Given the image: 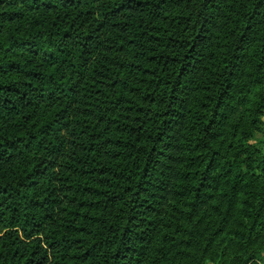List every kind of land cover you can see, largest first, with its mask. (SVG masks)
I'll return each mask as SVG.
<instances>
[{"label": "trees", "instance_id": "obj_1", "mask_svg": "<svg viewBox=\"0 0 264 264\" xmlns=\"http://www.w3.org/2000/svg\"><path fill=\"white\" fill-rule=\"evenodd\" d=\"M263 114L264 0H0V264H264Z\"/></svg>", "mask_w": 264, "mask_h": 264}, {"label": "rangeland", "instance_id": "obj_2", "mask_svg": "<svg viewBox=\"0 0 264 264\" xmlns=\"http://www.w3.org/2000/svg\"><path fill=\"white\" fill-rule=\"evenodd\" d=\"M256 128V132L254 130V137L251 138V143L256 142L257 140H260L262 138V131L264 130V114L263 117L260 121V123H258V129ZM259 151L261 153L264 152V146H259ZM96 160H101V161H105V162H109L110 160V155L107 154H103L100 155L99 158L97 157ZM262 177L264 179V173H261ZM219 180V178H218ZM95 184V182L93 181H89L88 185H92ZM214 184V197L213 200H208L210 201V203L205 204L202 207V211L200 213V225L201 227L206 226L207 228L210 227H214L216 225V222L218 220L217 218V212H216V205H222L223 208L228 206V202H227V198L224 197V193H231V191H228L227 188L220 183L219 181H216ZM238 193L235 195V203L233 204V208L231 210L234 211V215H235V210H237V206H238ZM173 197V199L171 200H167L166 201V205L168 206H172L174 209L173 213L175 216V219H181V221L183 222L184 225H186L188 228L193 226V222L188 221L187 219H185V217H183V215L180 213L182 210H187V208L185 207V202H186V198L181 199V201L177 202V197H176V193L175 191L172 192L171 194L168 195V199ZM177 210V211H175ZM91 213H94L95 215L97 214V212L95 211H91ZM234 217V216H233ZM231 217L230 219V225L234 226L235 224V219ZM169 232L171 233V235L175 238L176 241H170L169 239L166 240L164 242L165 247L167 249H169V252L171 253L170 256L174 257L176 262H181L184 263L185 260H189L190 264H197L199 261L203 262L204 264H212L213 261L216 259V251L218 250V245L221 244H225L227 247L231 246L230 240L235 239L237 241L234 242L237 243L239 241L240 237H236L233 236L231 234V230L229 232V230L227 229V227L224 229L223 232H221L214 240H213V245H211V247L208 249V251L206 253H202L200 251H195L194 248L191 246V243L185 242L186 238H183V234L180 233V229L178 227H173L171 226L169 229ZM236 235V234H235ZM181 242V243H179ZM184 251V253H183ZM234 252V248H230L227 249V251H225L224 253V258H221V263L220 264H230L231 260H232V254ZM202 263V264H203ZM143 264H147L146 262H144ZM188 264V263H187ZM257 264H261L260 262H258Z\"/></svg>", "mask_w": 264, "mask_h": 264}]
</instances>
